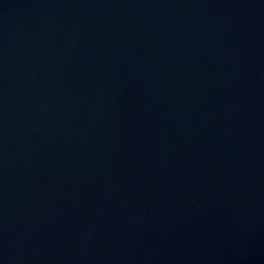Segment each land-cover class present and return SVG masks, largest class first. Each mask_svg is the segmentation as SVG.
<instances>
[{
  "label": "water",
  "instance_id": "water-1",
  "mask_svg": "<svg viewBox=\"0 0 264 264\" xmlns=\"http://www.w3.org/2000/svg\"><path fill=\"white\" fill-rule=\"evenodd\" d=\"M0 264H264V0H0Z\"/></svg>",
  "mask_w": 264,
  "mask_h": 264
}]
</instances>
